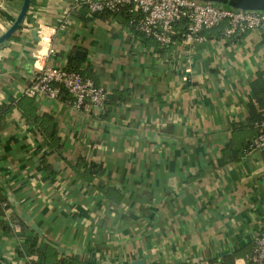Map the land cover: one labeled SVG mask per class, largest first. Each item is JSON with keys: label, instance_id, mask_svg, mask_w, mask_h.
Returning a JSON list of instances; mask_svg holds the SVG:
<instances>
[{"label": "crops", "instance_id": "crops-1", "mask_svg": "<svg viewBox=\"0 0 264 264\" xmlns=\"http://www.w3.org/2000/svg\"><path fill=\"white\" fill-rule=\"evenodd\" d=\"M21 1L0 0V34ZM87 1L31 0L0 46V199L19 224L0 226V264L37 259L23 235L73 264H246L264 227V145L246 151L264 35L219 25L162 47ZM46 66L91 77L106 103L85 111L67 94L27 95ZM32 116L48 119L60 151ZM91 162L100 174L87 180Z\"/></svg>", "mask_w": 264, "mask_h": 264}, {"label": "built area", "instance_id": "built-area-1", "mask_svg": "<svg viewBox=\"0 0 264 264\" xmlns=\"http://www.w3.org/2000/svg\"><path fill=\"white\" fill-rule=\"evenodd\" d=\"M90 13H117L125 9L129 24L140 34L153 39L159 46L173 42L175 26L186 22L182 34L185 40H203V30L212 29L224 23V34L234 36L250 30H260L264 35V11L240 8H225L214 1L202 0H89ZM67 94L68 102L77 110L102 108L108 99L107 91L88 76L73 68L44 67L27 88V95L35 98H58ZM257 134L248 143L246 151L264 145V120L255 123ZM4 210L3 219L13 229L19 224L11 221L9 205L0 199ZM246 264H264V227L255 237L250 252L244 257ZM189 264H207L193 259Z\"/></svg>", "mask_w": 264, "mask_h": 264}, {"label": "trees", "instance_id": "trees-1", "mask_svg": "<svg viewBox=\"0 0 264 264\" xmlns=\"http://www.w3.org/2000/svg\"><path fill=\"white\" fill-rule=\"evenodd\" d=\"M120 12H124L127 16V12L125 9H122ZM128 17V16H127ZM178 24V23H177ZM176 24V25H177ZM223 25L224 23L219 24ZM218 25V26H219ZM186 22L180 21L177 27L175 26L176 33L173 36V39L181 38L182 34L185 31ZM217 27V26H216ZM215 28V27H214ZM204 31V30H203ZM144 36V35H143ZM146 37V36H144ZM149 38V37H147ZM250 101L247 104V114H248V122L251 127H254L257 134V129L255 127V123L264 120V77L263 73L259 72L257 74V77L255 80L250 84ZM62 94H65L64 92ZM32 121L35 123L36 127L38 128L41 133L47 137L49 142L54 139V142L56 144V148L60 151L61 147L59 144V138L56 134L55 129H53L50 126V122L48 119L45 118H38V116H32ZM232 156V155H231ZM238 156H232L230 157L231 160L236 159ZM80 165H82V162H79ZM84 165V164H83ZM84 172H82L83 177H85L87 180H92L93 177L100 174L99 168L96 164L93 162L89 163L88 165H84ZM4 210L0 206V226L3 230H5L7 233L11 231V226L8 225V223L3 219ZM21 230L24 228V223L20 222ZM22 234V233H21ZM24 241L27 244V254L28 255H35L37 259L30 258L27 260L24 264H73L72 262H65L64 260H57L55 258L51 259V255L48 254L49 251H47L46 246L49 247L45 242L40 243L39 245L36 244L37 237L34 236L33 238H30L28 236H24ZM21 252V251H18ZM21 254V253H19ZM209 264H216L215 262H209Z\"/></svg>", "mask_w": 264, "mask_h": 264}, {"label": "water", "instance_id": "water-1", "mask_svg": "<svg viewBox=\"0 0 264 264\" xmlns=\"http://www.w3.org/2000/svg\"><path fill=\"white\" fill-rule=\"evenodd\" d=\"M31 0H22L20 7L14 17L13 22L10 24V26L4 30L0 34V46L4 44V42L20 27L21 23L23 22L27 10L29 8ZM202 1H214L218 4L228 3L231 6H234L235 8L240 9H253V10H263L264 11V0H202ZM31 228L34 230L35 233H37L39 236H42L39 232L38 227L31 223ZM55 248L58 247V243L51 241L50 243ZM131 264H143L142 260H134Z\"/></svg>", "mask_w": 264, "mask_h": 264}, {"label": "rangeland", "instance_id": "rangeland-1", "mask_svg": "<svg viewBox=\"0 0 264 264\" xmlns=\"http://www.w3.org/2000/svg\"><path fill=\"white\" fill-rule=\"evenodd\" d=\"M222 5L225 8H235L234 6H231V5L227 4V3H223Z\"/></svg>", "mask_w": 264, "mask_h": 264}, {"label": "clouds", "instance_id": "clouds-1", "mask_svg": "<svg viewBox=\"0 0 264 264\" xmlns=\"http://www.w3.org/2000/svg\"><path fill=\"white\" fill-rule=\"evenodd\" d=\"M241 264H242V262H241Z\"/></svg>", "mask_w": 264, "mask_h": 264}]
</instances>
